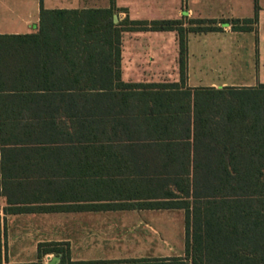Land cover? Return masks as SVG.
Here are the masks:
<instances>
[{
    "label": "trees",
    "instance_id": "trees-1",
    "mask_svg": "<svg viewBox=\"0 0 264 264\" xmlns=\"http://www.w3.org/2000/svg\"><path fill=\"white\" fill-rule=\"evenodd\" d=\"M257 9L255 0L252 18L220 21L249 31ZM116 12L41 7L36 31L0 33L6 210L57 207L32 204L66 201L81 176L82 200L96 181L103 199L184 210V257L123 264H264V83L186 84L188 33L220 31L216 19L114 22ZM159 30L176 31L178 80H124L123 31ZM45 246L40 257L69 261L67 247Z\"/></svg>",
    "mask_w": 264,
    "mask_h": 264
},
{
    "label": "crops",
    "instance_id": "crops-1",
    "mask_svg": "<svg viewBox=\"0 0 264 264\" xmlns=\"http://www.w3.org/2000/svg\"><path fill=\"white\" fill-rule=\"evenodd\" d=\"M257 2V22L249 31H234L230 24L221 19L252 18L255 14V0H0V33H29L37 30L40 9H116L117 21L128 19H216L220 31L190 32V34H215L230 44L239 41L244 34L254 33V44L245 47L247 53H260L264 38V0ZM223 34L219 36L218 34ZM252 34H246L252 40ZM187 36L186 84L195 86L221 87L254 86L264 83L260 78L248 81L211 82L208 85H193L190 82L189 39ZM264 40V39H263ZM229 65L237 58L231 45ZM178 40L174 30L123 31L121 37V73L126 81H176L179 77ZM1 157V156H0ZM1 179V174H0ZM71 183V184H70ZM95 193L104 184L94 182ZM0 184V234L6 236L8 222L14 227L15 241L24 234V225L31 237V248L38 255V249L52 243L69 249V261L84 264H123L132 260L159 259L185 256V214L182 209L140 208L129 206L130 200H115L90 194L82 200V177L70 181L66 188V201L33 203L32 206L53 205L45 211L10 213L6 210V195L1 194ZM56 200V199H53ZM123 203L125 205L118 206ZM60 205L61 207H58ZM64 206V207H62ZM17 228L21 231L18 232ZM21 237V236H20ZM12 237H10L11 239ZM0 242V264L24 263L10 259ZM11 248V247H10ZM23 246H16L14 252H22ZM60 260L57 264L61 261ZM42 264H48L53 253H45ZM35 261V260H34ZM66 261L65 264H69ZM189 261V260H188Z\"/></svg>",
    "mask_w": 264,
    "mask_h": 264
},
{
    "label": "rangeland",
    "instance_id": "rangeland-1",
    "mask_svg": "<svg viewBox=\"0 0 264 264\" xmlns=\"http://www.w3.org/2000/svg\"><path fill=\"white\" fill-rule=\"evenodd\" d=\"M244 34L239 41L230 44L229 41L224 38H217L215 34L202 33V34H190L189 39V58H190V82L193 85H208L209 83L221 81H234L236 83L248 81L252 78H260L264 81V38L260 44V53L255 50L252 53L245 52L244 48L254 44V33H242ZM246 34H252V40H248ZM222 36L223 34H218ZM233 45L238 49H233V54L236 53L237 58L233 59L232 65H229L228 58L231 55L230 46ZM258 95H249L248 98H255ZM13 224L8 222L6 236L3 230L0 234V242L3 247L5 244L10 245L9 249L5 250L7 261L10 259L9 255H12V259L15 261H23L24 263H12V264H42L40 259H45L44 256L36 255L31 248V237L26 232L27 229L24 225V234L19 235V240L15 241L14 235L10 236V233L14 232ZM18 232L21 231L17 228ZM21 236V237H20ZM10 237H12L10 239ZM25 247L22 252H14L17 246ZM57 255L53 253V256ZM52 256V257H53ZM35 260V261H34ZM8 264V263H7Z\"/></svg>",
    "mask_w": 264,
    "mask_h": 264
},
{
    "label": "water",
    "instance_id": "water-1",
    "mask_svg": "<svg viewBox=\"0 0 264 264\" xmlns=\"http://www.w3.org/2000/svg\"><path fill=\"white\" fill-rule=\"evenodd\" d=\"M113 19H114V22H117L118 17H117L116 14H114ZM59 260H60V256L59 255H55L52 258H50L48 264H57Z\"/></svg>",
    "mask_w": 264,
    "mask_h": 264
}]
</instances>
